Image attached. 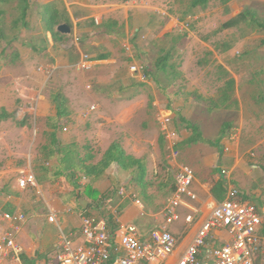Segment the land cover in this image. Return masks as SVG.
<instances>
[{"label": "crops", "instance_id": "obj_1", "mask_svg": "<svg viewBox=\"0 0 264 264\" xmlns=\"http://www.w3.org/2000/svg\"><path fill=\"white\" fill-rule=\"evenodd\" d=\"M29 1L31 10L39 16L41 35L36 34L30 42L34 43L36 50L29 43L19 40H9L0 49V54L4 52L0 61V112L6 110L11 114V117L0 121V214L23 212L27 215L17 234L24 246V262L56 264L62 232L71 234L76 243L82 242L81 227L85 215L106 219L109 231L115 232L117 238L124 225L134 224L140 238L148 239L152 230L165 224L164 210L175 189V174L185 161L195 172L192 190L197 198L186 199V204L180 207V220L169 227L177 237L174 252L163 262L143 264H177L209 217L212 207L227 198L233 187L239 189L242 201L258 206L263 216L259 232L264 237V58L257 60L254 55L264 48L256 47L251 56L241 62L244 64L242 68L229 60L219 59L215 63L218 67L211 74L206 69L200 71V76L196 78L202 88L199 94L206 91L204 81L211 77L216 81L228 77L224 84L229 88L218 91L216 95L204 96L205 102L196 104V107L193 103L189 104L184 112L176 105L186 96H191V84L189 86L188 83L184 95L176 98L172 106L163 89L159 88L166 99L162 117L171 114L173 122L170 127L177 133L181 131L176 145L179 156L175 160L166 159L156 140L151 142L153 146L150 148L138 136H132L131 141L126 143L128 146L134 143L133 149L121 140H114L96 160L95 153L86 149L88 144H78V124L67 120L64 122L67 124L62 126L60 120L64 117H58L54 102L55 95L60 92H47L48 80L53 76L47 74V69L54 67L53 74L71 69L79 73L84 81L94 79L100 86L118 82L117 88L112 87V91L105 92L112 93L110 95L114 98L119 96L120 91L124 93L127 90L124 88L132 82H140L131 73L130 65L128 70V57L131 58L130 64L141 61L139 55L143 51L151 61L157 57L153 48L169 33L168 24L172 20L163 28L160 22L153 21V15L158 16L153 10L162 11L157 2L151 3L153 0L149 3L144 0H138V3L132 0ZM29 12L30 8L28 16ZM50 20L54 23L53 30L47 29ZM246 22L257 31L264 30L254 27L247 16ZM64 23L70 25V34L58 30L59 25ZM142 32L146 36L142 37ZM6 38L4 36L0 43H4ZM147 38H151V43L141 48L143 39ZM12 44L16 47L15 56L9 54ZM83 54H89L94 64L87 71L79 72L72 67ZM187 78L190 82L191 79ZM150 80L154 81L152 77ZM92 95L99 99L104 94H89L81 90L78 97ZM130 101H116L123 106L126 118L109 117L108 120L127 124L136 107L134 104L126 105ZM109 108L108 105L107 110ZM67 109L69 112V107ZM223 112L228 116L219 120L218 115ZM16 114L26 117L20 123L21 131L10 125ZM68 115L72 114L69 112ZM209 122L212 124L206 128ZM46 132H50L48 145L45 143V147L38 150L35 142L39 143ZM53 135L58 139L57 143L53 142ZM180 140L190 151L188 158L181 156L178 148ZM115 141L120 142L128 154L146 162L147 177L143 183L135 180L134 169H123L118 163H113L99 176H87L84 165L77 170L81 159L86 164L98 163ZM34 144V150L29 153ZM90 155L92 159H88ZM26 158L29 163L27 168L16 163ZM25 170L34 173L44 171L38 189L24 190L19 187L18 178ZM57 171H61L62 175H57ZM122 187L126 190L125 195L120 192ZM116 189L117 194L114 192ZM80 198L88 204L87 207L81 205ZM136 198H140L142 203L138 204ZM52 214L56 215L54 222L49 220ZM188 215H193L190 222L185 219ZM212 236L217 244L222 243L224 238L229 239L224 229H215ZM257 264H264L260 254Z\"/></svg>", "mask_w": 264, "mask_h": 264}, {"label": "rangeland", "instance_id": "obj_2", "mask_svg": "<svg viewBox=\"0 0 264 264\" xmlns=\"http://www.w3.org/2000/svg\"><path fill=\"white\" fill-rule=\"evenodd\" d=\"M132 1L138 3V0ZM148 1L149 0H144L145 3H149ZM193 1L194 0H153L151 2H157L160 8H162V11L153 10L158 14V16L153 15V21L160 22L163 28L172 20L168 24L170 29V31H168L169 33L158 46L153 48L155 55L158 56L164 48V50L171 49L173 51L174 61L177 63V68L186 73L191 79L189 82V86L191 84V96L185 97L189 102L185 100V98L181 103L177 100L179 102H177L178 104L176 105L178 110L179 108L181 110L186 109L189 104L192 103L194 107H196V104L199 105L200 102H205L203 98L206 96L209 97V95L213 93L216 95L220 90H228L229 87L227 88L226 84H224L225 81L227 82L226 79L228 77L221 81H216V79L211 77L204 81L206 84L204 89L206 91L203 90L202 94H199L202 88L200 84L197 83L198 81L196 78L200 76V71L206 69L207 73L211 74L215 71V68L218 67L215 63H217L219 59L222 61L229 60L235 63L239 68H242L244 64L241 62L250 57L252 51L256 50V47L264 48V30L257 31L250 26L248 22H246V16L244 14L246 10H250L256 13L258 19L264 23V0H211L206 7H193ZM122 2H125V0H122ZM0 10L3 11V14L0 15V28L5 31L7 37L4 43H0V49L3 48V45L7 44L9 40L12 42L13 39L17 38L16 40H19L18 42L23 41L30 44V42L34 40L32 37L36 36V34L41 35L38 27L39 16L35 14L33 9L31 10V7L28 22L25 24L23 21H20V14L22 11L20 0H0ZM141 34H143L142 37L146 36L143 32ZM150 39L151 38L143 39L144 44L141 45V48L148 47V44L151 43ZM255 41L257 42L255 43ZM254 46L255 48H252ZM15 48L16 47L12 44V47L9 49L10 55L15 53ZM254 55H256L257 60L262 59L260 57L264 58V49ZM139 57V59H142L149 67L153 65L152 61L147 57L146 52H141ZM128 59L129 64L127 65L129 70L131 58L128 57ZM89 80L90 79L84 81L79 73L71 69L57 71L48 80L47 92L51 91L53 94L60 92L68 99L69 112L72 115L64 117L60 122L62 126L67 124L64 123L67 120L74 124H78L79 127H77V129L79 130V134L76 136V139H79V145L88 144L86 149L93 151L97 157L96 160H98L112 141L121 140L126 144L131 141L132 136H138L143 139L145 145L150 146V148L153 146L151 142L156 140V143L161 147V153L163 152L166 154V159L168 158L171 161L169 158L171 154L169 140L166 138L159 125L162 113L166 108V99L159 89L161 85H157L153 80L146 83L135 81L124 88L125 90L127 89L124 93L120 91L119 96L113 98L112 95H110L112 93L106 94L105 92L109 90L112 91V87L117 88L119 86L118 82L111 83V85L106 84L100 86L94 79ZM163 80L164 84H168L164 78ZM88 85H91V89L87 88ZM51 87L53 89L49 90ZM173 89H175V86L172 87L171 91H173ZM81 90L89 94L103 93L104 95L99 99L94 98L93 95L78 97L79 91ZM115 94H117V92H115ZM77 99L78 102L76 101ZM124 99L131 100L126 105H136L135 109L133 108L135 112L131 120L124 125L117 124L115 121H109V117L112 119L116 117L126 118L125 113H123V106H119V103L116 102L118 100L123 101ZM185 102L188 103L184 104ZM94 103H99L101 110L88 118L83 117L82 112ZM108 105L110 106L109 110H107ZM184 111L185 110H183V112ZM193 112H196V110ZM227 114L228 113L225 112L220 113L218 119L222 120L226 118L228 116ZM131 115L132 113L130 116ZM25 118L26 117H23V115L19 116V114H16L14 118H10L11 127L21 131V128H19L21 125L20 123L26 120ZM211 124L212 123L209 122L206 128L208 126L210 127ZM214 126L215 125H213L211 129H213ZM178 132L180 138L181 131L179 130ZM49 133H43L44 135L41 137L40 142H35L38 150L44 148L45 143L48 145ZM35 144L30 147L29 153L34 150ZM133 145L135 144L132 143L129 146L126 144L129 149H133ZM178 148L181 151V156L189 157L190 151L182 144L181 140ZM181 162L183 161L181 160ZM16 163L22 165V168H27L29 164L27 163V158L23 161L17 160ZM183 163L191 166L188 161ZM35 173L37 175L38 184L40 185L39 179L42 175H45V173L44 171H35ZM114 192L117 194V189ZM115 199L116 198H114V200Z\"/></svg>", "mask_w": 264, "mask_h": 264}, {"label": "built area", "instance_id": "obj_3", "mask_svg": "<svg viewBox=\"0 0 264 264\" xmlns=\"http://www.w3.org/2000/svg\"><path fill=\"white\" fill-rule=\"evenodd\" d=\"M93 64L92 57L83 54L72 68L84 72ZM130 71L142 82L151 78L149 66L144 61L131 63ZM54 72V67L47 69L49 76ZM87 88L90 89L91 85ZM99 109L100 104L94 103L82 112V116L88 118ZM171 122V115L160 119L161 130L170 141L169 158L175 160L179 156L176 148L178 133L170 127ZM194 179L195 172L191 166L182 164L178 167L175 189L164 210L165 224L152 230L148 239L140 238L134 224L124 225L117 238L115 232L109 231L106 219L85 215L81 227L82 242L76 243L71 234L62 232L56 264H143L165 261L177 246V237L170 230V225L180 220V207L186 204V199L197 198L192 190ZM18 185L24 190L39 188L37 176L32 170L21 173ZM120 192L125 195V188L122 187ZM136 202L142 203L140 198H136ZM192 218L193 215H188L185 219L190 222ZM26 219L27 215L23 212L0 214V264H26L23 260L24 246L17 238ZM55 219L54 214L49 217L51 222ZM262 224L263 216L258 206L242 201L239 189L233 187L227 198L212 207L209 217L177 264H257L259 254L264 258V237L259 232ZM215 229L226 230L229 239L224 238L220 244L213 242L216 240L212 236Z\"/></svg>", "mask_w": 264, "mask_h": 264}, {"label": "trees", "instance_id": "obj_4", "mask_svg": "<svg viewBox=\"0 0 264 264\" xmlns=\"http://www.w3.org/2000/svg\"><path fill=\"white\" fill-rule=\"evenodd\" d=\"M21 1V14H20V21H23L25 24L28 22V11L30 8V1L29 0H20ZM211 0H194L192 3L193 7H206L210 3ZM229 1V0H226ZM3 11L0 10V15H2ZM245 16L248 17L250 23L256 28H264V23L261 22L257 17L256 14L252 11H246ZM53 21L47 25L48 30H53ZM6 36L5 31L0 28V40ZM17 39V38H16ZM13 39V40H16ZM33 47V50H36L34 47V43H30ZM37 46V45H36ZM165 49V48H164ZM162 49L161 53L152 60L153 65L149 67V73L154 81L157 84L161 85L165 95L169 99V103H174V100L182 95H184L185 91L187 90L189 80L187 76L177 68V63L174 61L173 51L171 49ZM14 56L16 53H13ZM4 56V52L0 54V61ZM13 56V57H14ZM179 66V65H178ZM163 78L168 82V84H164ZM175 86V89L171 91L172 87ZM171 88V89H170ZM54 102L57 105L58 109V117L62 118L69 114L67 111V98L59 93L55 95ZM11 114L8 113L6 110L0 112V121L5 120ZM54 143L58 142V139L55 135ZM92 159L93 156L90 155L88 159ZM86 161L81 159L79 163H77V170L83 166V170H85V174L87 176H99L105 172L107 168H109L113 163H118L123 169L129 170L134 169L133 175L136 181L143 183L147 177V166L146 162L143 159L135 158L134 156L127 153L124 147L121 145L120 142L115 141L110 148L105 152L103 158L96 164H86ZM82 170V171H83ZM57 175H62L61 171H57Z\"/></svg>", "mask_w": 264, "mask_h": 264}, {"label": "water", "instance_id": "obj_5", "mask_svg": "<svg viewBox=\"0 0 264 264\" xmlns=\"http://www.w3.org/2000/svg\"><path fill=\"white\" fill-rule=\"evenodd\" d=\"M58 30L63 34H70L72 29L70 25L64 23V24L59 25ZM80 199H81L80 200L81 205L84 207H87L88 204L84 203V199L83 198H80Z\"/></svg>", "mask_w": 264, "mask_h": 264}]
</instances>
